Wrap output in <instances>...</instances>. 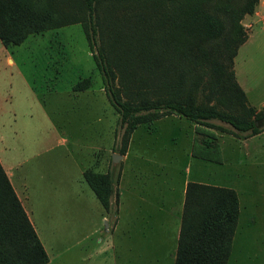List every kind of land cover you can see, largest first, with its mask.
I'll list each match as a JSON object with an SVG mask.
<instances>
[{"label":"rangeland","instance_id":"rangeland-1","mask_svg":"<svg viewBox=\"0 0 264 264\" xmlns=\"http://www.w3.org/2000/svg\"><path fill=\"white\" fill-rule=\"evenodd\" d=\"M250 1L204 0L203 11L222 26L216 37L206 40L190 37V22L196 19H193L195 16L170 0L101 2L94 13L97 45L109 60L115 76L114 84L121 97L133 102L185 100L190 97L196 106L253 119L256 125L262 126L264 116L256 119L254 115L264 113V108L256 110L247 104L254 111L252 115L245 107L241 108L239 102L231 101L233 67L238 80L243 81L251 91V101L259 103L264 100V31L257 26L251 29L249 15L254 12L259 0L244 11ZM77 8L78 5L73 2L68 4L70 11ZM39 37H43L39 38L41 43L36 45L28 40L19 50L25 61L22 72L28 88L16 81L9 96L14 97L13 103L21 107L24 104L26 108L27 114L18 116L21 120L16 122L14 131L18 132L21 141L30 144L27 151L35 153L46 147V151L38 156L39 160L45 161L77 155L80 147L87 148L90 142L88 134L94 126L96 129H108L107 122L99 120L100 116L93 123L94 116L99 112L109 120L111 148L116 150L122 129L118 126L117 113L104 95L81 24H64ZM242 40L245 43L237 47ZM55 45L62 49L58 55L62 65L56 79H52L55 66L41 59L47 56L44 53L46 49ZM38 46L49 48L38 49ZM236 47L238 49L233 57ZM35 58L39 59L38 62L33 61ZM33 63L36 65L33 66ZM0 71L1 79H5L7 74L3 72L7 73L8 69ZM84 78L89 80L88 94L95 99L94 113L91 99L71 102L64 93L72 83ZM1 86L3 89L4 86ZM47 87L51 89L48 91ZM212 122L231 128L217 120ZM160 126L159 123L155 125L157 130ZM142 130L143 126L138 125L130 133L132 146H135ZM105 137L107 140L106 132ZM58 138L66 139L67 145H59ZM176 139L178 142L181 140L179 137ZM169 140L165 128L155 136V141L161 145ZM83 156L79 153L80 158ZM182 160L181 157L178 161ZM61 164L47 165L44 171L46 174L57 171L62 168ZM239 184L242 186L245 182L242 180ZM115 212V199L111 198L110 212L105 213L102 219L89 205L78 214H53L52 221L58 229H41L50 259L48 264H140V256L145 258L149 252L150 247L146 245L152 232L149 238L144 237L143 244L137 237L138 232L126 235L120 229L110 231L107 224L111 223ZM68 220L69 224H73L72 229L62 226ZM55 234L58 235L57 240ZM247 235L246 229L235 233L227 264H231L232 260H237L236 264H247ZM98 247L104 250L101 252L105 254L103 262L96 257L91 258L94 261L87 258ZM259 264H264V260Z\"/></svg>","mask_w":264,"mask_h":264},{"label":"crops","instance_id":"crops-1","mask_svg":"<svg viewBox=\"0 0 264 264\" xmlns=\"http://www.w3.org/2000/svg\"><path fill=\"white\" fill-rule=\"evenodd\" d=\"M263 17L264 0H259L254 12L249 15L251 29L257 26L264 31ZM49 31L28 34L17 45L5 47L0 42V70L8 69L7 73L3 72L7 74L5 79H1L0 76V165L47 255L46 264L50 259L41 229H58L52 221L53 214H78L89 205L101 216V219L104 218V209L82 177L84 170L98 173L112 171L114 175L118 174L115 185L116 212L113 213L107 228L110 231L120 229V232H125L126 235L138 232L137 237L143 244L144 237L149 238L152 232L151 240L146 245L150 247L149 252L145 258L140 256V264L173 263L185 190L189 183L229 188L235 192L238 215L231 245L235 240V233L238 234L239 231L246 229L248 231L247 264L263 262L264 124L256 134L239 136L240 133L232 128L214 123L224 128V131L170 114L148 124H139L143 126V130L135 140V146L131 145L130 135L124 153L120 154L117 152L118 148L116 150L111 148L109 120L105 119L103 113L97 111L99 112L97 115L93 114V123L96 117L100 116L99 120L104 119L108 129H96L94 126V130L88 134L90 142L87 148L80 147L77 155L45 161L39 160L38 156L46 151V147L35 153L27 151V146L30 144L21 141L18 132L14 131L16 122L21 120L18 116L27 114L26 108L24 104L23 108L13 103L14 97L12 99L9 96L13 92L11 86L16 81L21 82L24 87L28 85L22 72L25 61L22 52L19 51L21 46L28 40L36 45L41 43L39 38L43 37L39 36ZM53 37L56 38V35ZM44 53H47V56L41 61L47 60L49 64L55 66L52 79H56L59 66L62 65V61L58 59L62 49L55 45L46 49ZM38 60L33 59L36 62ZM233 74L247 104L256 110L264 108V100L259 103L251 101L249 96L251 91L246 88L243 81L238 80L234 67ZM1 85L4 86L3 89ZM72 85L73 83L64 91L67 99L71 102L91 99L92 113H94V96L89 95L86 89L73 91ZM50 89L47 87L48 91ZM37 105L41 108L39 103ZM87 109L89 110V106ZM158 123L161 126L157 130L155 125ZM137 127L138 125L134 130ZM164 128L170 140L161 145L155 141V136ZM178 137L181 139L180 142L176 139ZM57 143L67 145L64 138H58ZM79 153L84 154L83 158L79 157ZM113 154L119 155L114 161L111 159ZM181 157L183 160L180 162L178 160ZM60 163H62L61 169L49 174L44 171L45 166ZM242 180L245 184L239 186ZM112 199L114 200L115 197L112 196ZM62 226L65 229L67 226L69 229L73 228L69 220ZM55 236L57 240L58 235ZM103 251V248L98 247L87 258L96 257L103 262L105 260V254H101ZM236 263L237 260L231 262V264Z\"/></svg>","mask_w":264,"mask_h":264},{"label":"trees","instance_id":"trees-1","mask_svg":"<svg viewBox=\"0 0 264 264\" xmlns=\"http://www.w3.org/2000/svg\"><path fill=\"white\" fill-rule=\"evenodd\" d=\"M104 1L129 0H0V42L5 47L17 45L28 34L58 28L64 24H81L92 60L100 75L104 94L118 115V126L122 129L117 149L120 154L124 153L129 135L137 125L148 124L170 114L225 131L211 122L217 120L228 124L240 133L239 136L253 135L261 130L254 124L253 119L239 118L196 106L190 97L185 100L156 99L139 102L123 99L115 87V76L109 60L99 44L97 45L94 13L96 7ZM170 1L195 16L193 19H196L190 22L191 38L206 40L220 33L222 26L203 11L204 0ZM255 1L251 0L244 7V11L246 8L248 11ZM72 2L78 8L70 11L68 4ZM88 86L89 80L84 78L74 83L72 90L82 91ZM231 98V101L239 102L241 108L245 107L247 113L254 114L236 84L234 74ZM254 116L259 119L264 113H255ZM82 177L108 214L112 196L115 197V203L117 202L115 185L118 174L114 175L112 171L98 173L84 170ZM237 215V197L232 189L189 183L185 190L172 264H226ZM47 261V255L0 165V264H46Z\"/></svg>","mask_w":264,"mask_h":264},{"label":"water","instance_id":"water-1","mask_svg":"<svg viewBox=\"0 0 264 264\" xmlns=\"http://www.w3.org/2000/svg\"><path fill=\"white\" fill-rule=\"evenodd\" d=\"M254 124L256 125V123H254ZM115 157H119V155L113 154V155H112V158H111V159H112V161H114V160H115Z\"/></svg>","mask_w":264,"mask_h":264}]
</instances>
